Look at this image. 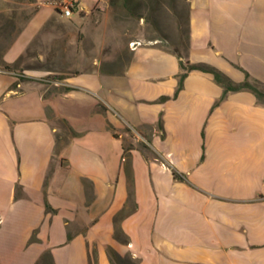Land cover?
I'll return each instance as SVG.
<instances>
[{
  "label": "crops",
  "instance_id": "1",
  "mask_svg": "<svg viewBox=\"0 0 264 264\" xmlns=\"http://www.w3.org/2000/svg\"><path fill=\"white\" fill-rule=\"evenodd\" d=\"M185 1L183 59L151 43L119 74L0 68V264H112L111 249L138 264H264V105L242 91L215 106L224 89L201 71L175 97L181 60L264 85V0Z\"/></svg>",
  "mask_w": 264,
  "mask_h": 264
},
{
  "label": "rangeland",
  "instance_id": "2",
  "mask_svg": "<svg viewBox=\"0 0 264 264\" xmlns=\"http://www.w3.org/2000/svg\"><path fill=\"white\" fill-rule=\"evenodd\" d=\"M80 1L88 11L78 10L70 18L53 9L55 17L45 23L25 54L8 65L11 72H43L50 81L95 68L119 74L128 66L134 44L186 50L188 11L183 0H131L127 5L124 0ZM38 5L33 0H0L2 60L17 32L22 33L39 7L41 11L53 7V0ZM3 65L7 64L0 61V68Z\"/></svg>",
  "mask_w": 264,
  "mask_h": 264
},
{
  "label": "trees",
  "instance_id": "3",
  "mask_svg": "<svg viewBox=\"0 0 264 264\" xmlns=\"http://www.w3.org/2000/svg\"><path fill=\"white\" fill-rule=\"evenodd\" d=\"M130 1L131 0H124L126 5ZM33 2H36V1L33 0ZM187 11H188V5H187ZM20 33L21 32L18 31L13 40H15ZM187 41H188V16H187ZM164 48L168 49L166 47ZM172 52L175 55H177L179 59H183L187 56V45H186V50L184 52H181L179 50H174ZM0 61H4L2 60V56L0 57ZM180 64H181V68L183 72L179 76V85L175 93V97H177L178 94L182 91L184 81L187 78L188 73L191 71H201V72L209 73L213 75L217 84H219L224 89V93H223L221 100L215 106H217L220 102H222L226 98L228 93L230 92L236 93V92H242V91L252 92L256 96L259 104L264 105V85L256 80H253L249 74L246 75V80L243 83L237 84V83H234L230 78H228L222 72H220L219 70L211 66H208L205 64H200V65H192L190 63L185 64L182 60L180 61ZM3 69L6 71H10V72L12 71L11 66H8V65H3ZM165 100L166 98L161 99V101H165ZM62 141L63 139H59L60 148H63L67 144L68 138L66 137L65 140L63 142ZM173 173L176 179H182L181 176L177 172L173 171ZM115 234L118 240L126 241L125 238L123 237V233L119 229L116 230ZM109 256H110V260L112 264H138L132 257L130 256L122 257L112 249L109 251Z\"/></svg>",
  "mask_w": 264,
  "mask_h": 264
},
{
  "label": "built area",
  "instance_id": "4",
  "mask_svg": "<svg viewBox=\"0 0 264 264\" xmlns=\"http://www.w3.org/2000/svg\"><path fill=\"white\" fill-rule=\"evenodd\" d=\"M54 5L59 14L68 18L78 11V2L76 0H55ZM136 46V44L133 45L134 48Z\"/></svg>",
  "mask_w": 264,
  "mask_h": 264
}]
</instances>
